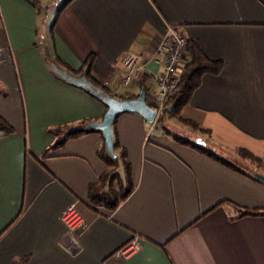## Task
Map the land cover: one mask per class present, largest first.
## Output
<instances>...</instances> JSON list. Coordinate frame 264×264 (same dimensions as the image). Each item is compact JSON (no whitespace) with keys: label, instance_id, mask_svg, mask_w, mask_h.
Here are the masks:
<instances>
[{"label":"crops","instance_id":"1","mask_svg":"<svg viewBox=\"0 0 264 264\" xmlns=\"http://www.w3.org/2000/svg\"><path fill=\"white\" fill-rule=\"evenodd\" d=\"M51 2L0 0V117L13 129L0 131V264H264V217L233 218L236 207L264 208V184L136 112L116 121L134 189L114 210L91 209L88 185L108 168L97 155L100 134L50 147L58 134L49 129L99 121L106 109L47 62L49 49L76 71L92 53L93 80L116 97L133 96L143 84L155 88L154 47L180 28L224 64L218 75L202 76L180 111L210 132L177 119L206 143L260 157L256 171L264 175V0H72L57 10L44 46L41 14ZM126 50L141 65L129 85ZM74 202L84 222L69 232L62 216ZM133 237L140 250L113 258Z\"/></svg>","mask_w":264,"mask_h":264},{"label":"trees","instance_id":"2","mask_svg":"<svg viewBox=\"0 0 264 264\" xmlns=\"http://www.w3.org/2000/svg\"><path fill=\"white\" fill-rule=\"evenodd\" d=\"M29 1L32 4L35 3V0H29ZM71 1L72 0H64L58 12H61ZM56 18L53 21L54 23L52 24L51 30L55 24ZM188 49L189 50H188L187 59L184 61L181 67V76H180L178 91L167 102L164 109L158 114L156 118V122L160 123L161 121H163L165 118L168 117H177L182 124L189 125L194 130H199L201 132L209 133L210 131L208 129H203L196 122L180 117V111L182 107L189 102V99L193 91L200 85L202 76L206 73L218 75L221 72L224 63L222 61H215L207 58L203 54L199 44L195 40H191V39L188 40ZM48 57L52 58L59 67L68 70L72 74L75 75H79L82 73L86 74V76L94 84H96L99 87H102L106 92L112 94L107 88L95 82L91 77V67L94 61V55L92 53L86 57L83 64L76 71H73L70 67L64 64L49 49H48ZM142 88H144L145 91L148 92L144 84L142 85ZM137 96L138 94L133 96L122 95L117 97L120 99H124V98H133ZM117 117L112 124L114 153L116 155V159H111L105 152L104 139L101 132L84 128V125L87 122H89V120H82L75 125L73 124H67L62 126L60 125L49 129L50 133L55 135L58 134L56 140L50 147H58L66 139L75 138L87 132H97L100 134L102 143L97 151V155L108 165V168L98 177V179L95 182H91L88 185L87 199L90 208L93 210H96V208H100V207L107 210L116 209L118 205L122 201H124L134 189V183L131 177V165L130 162L128 161L126 150L119 145L117 138V133H116ZM0 131L3 134H11L13 132L12 127L2 117H0ZM175 139L180 143L189 145L192 148L215 158L222 164L234 169L235 171L244 174L257 182H260L253 175L254 171L257 172L255 169L252 168L250 169V171L244 170L243 167H239L229 163L228 161L216 158L213 154L208 153L202 147L198 145L190 144L189 141L181 137H176ZM237 152L242 166H243V162H248L249 164L255 165L257 167L258 165H260L262 161L260 157L256 156L255 154H253L252 152H250L245 148H238ZM119 167H121L120 171L118 170ZM236 210H237V214L233 218H240L245 216L264 217V208L236 207ZM16 263L24 264V261L22 259H16L13 260L11 264H16Z\"/></svg>","mask_w":264,"mask_h":264},{"label":"built area","instance_id":"3","mask_svg":"<svg viewBox=\"0 0 264 264\" xmlns=\"http://www.w3.org/2000/svg\"><path fill=\"white\" fill-rule=\"evenodd\" d=\"M187 55L188 38L180 28L169 29L154 47V61L158 70L153 75L155 88L146 92V102L156 110L157 116L178 91L181 67ZM121 60L123 64L122 81L125 85H129L133 79L141 75L139 57L136 53L126 50L123 52ZM62 219L69 232L82 226L84 222L76 202L66 207ZM139 250V239L133 237L116 249L112 256L116 259L127 258Z\"/></svg>","mask_w":264,"mask_h":264},{"label":"water","instance_id":"4","mask_svg":"<svg viewBox=\"0 0 264 264\" xmlns=\"http://www.w3.org/2000/svg\"><path fill=\"white\" fill-rule=\"evenodd\" d=\"M47 62L54 75L64 82L79 87L98 99L106 106L103 117L99 121H90L84 125L86 129H92L101 132L104 139L105 152L111 159H116L114 153V140L112 124L116 117L122 112H136L140 114L149 123H154L157 118L156 110L150 107L146 102V91L142 88L137 97L120 99L115 95L106 92L102 87L94 84L86 74H72L66 69L57 65L50 57ZM253 175L260 182L264 183V175L259 172H253Z\"/></svg>","mask_w":264,"mask_h":264},{"label":"rangeland","instance_id":"5","mask_svg":"<svg viewBox=\"0 0 264 264\" xmlns=\"http://www.w3.org/2000/svg\"><path fill=\"white\" fill-rule=\"evenodd\" d=\"M46 1L48 3L51 0ZM63 1L64 0H52V2L42 11V43H44V46L47 40H45V37H48L47 33L49 26ZM156 128L162 129L167 133L171 134L172 136L182 137L187 141H191L194 144L200 145L216 153L229 163L239 167H243L244 170L250 171V169L253 168L255 170L260 171V169H258L255 165L249 164L248 162H243L242 166L239 157L236 156L234 152L226 151L224 150V148L217 146L212 142L206 143L205 141H203L202 137L199 136L198 132H195L189 127L182 125L177 119V117L165 118L163 121L156 125Z\"/></svg>","mask_w":264,"mask_h":264}]
</instances>
